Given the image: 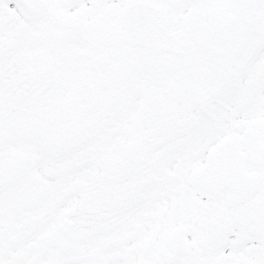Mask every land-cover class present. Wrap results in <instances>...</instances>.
Masks as SVG:
<instances>
[{
	"label": "snow or ice",
	"instance_id": "snow-or-ice-1",
	"mask_svg": "<svg viewBox=\"0 0 264 264\" xmlns=\"http://www.w3.org/2000/svg\"><path fill=\"white\" fill-rule=\"evenodd\" d=\"M0 264H264V0H0Z\"/></svg>",
	"mask_w": 264,
	"mask_h": 264
}]
</instances>
